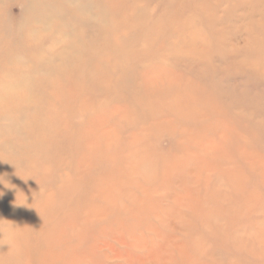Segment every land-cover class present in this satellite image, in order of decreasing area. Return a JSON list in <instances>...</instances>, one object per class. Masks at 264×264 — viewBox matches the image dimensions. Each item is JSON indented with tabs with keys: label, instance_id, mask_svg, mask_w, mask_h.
Wrapping results in <instances>:
<instances>
[{
	"label": "rangeland",
	"instance_id": "rangeland-1",
	"mask_svg": "<svg viewBox=\"0 0 264 264\" xmlns=\"http://www.w3.org/2000/svg\"><path fill=\"white\" fill-rule=\"evenodd\" d=\"M0 264H264V0H0Z\"/></svg>",
	"mask_w": 264,
	"mask_h": 264
}]
</instances>
